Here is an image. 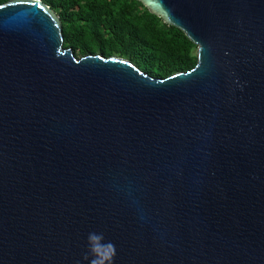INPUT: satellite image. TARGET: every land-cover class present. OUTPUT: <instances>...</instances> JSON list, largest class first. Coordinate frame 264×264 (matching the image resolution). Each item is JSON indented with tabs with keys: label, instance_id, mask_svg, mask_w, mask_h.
I'll use <instances>...</instances> for the list:
<instances>
[{
	"label": "water",
	"instance_id": "1",
	"mask_svg": "<svg viewBox=\"0 0 264 264\" xmlns=\"http://www.w3.org/2000/svg\"><path fill=\"white\" fill-rule=\"evenodd\" d=\"M138 1L192 70L78 58L42 0L0 5V264H75L94 231L114 264H264V0Z\"/></svg>",
	"mask_w": 264,
	"mask_h": 264
},
{
	"label": "trees",
	"instance_id": "2",
	"mask_svg": "<svg viewBox=\"0 0 264 264\" xmlns=\"http://www.w3.org/2000/svg\"><path fill=\"white\" fill-rule=\"evenodd\" d=\"M42 1L60 16L64 48L78 58L117 56L161 79L197 65V46L138 0Z\"/></svg>",
	"mask_w": 264,
	"mask_h": 264
},
{
	"label": "clouds",
	"instance_id": "3",
	"mask_svg": "<svg viewBox=\"0 0 264 264\" xmlns=\"http://www.w3.org/2000/svg\"><path fill=\"white\" fill-rule=\"evenodd\" d=\"M106 253L107 255H102ZM115 245L107 241L103 233L90 232L86 238V250L75 264H114Z\"/></svg>",
	"mask_w": 264,
	"mask_h": 264
}]
</instances>
